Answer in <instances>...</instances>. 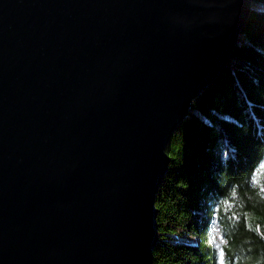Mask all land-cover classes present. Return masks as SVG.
Returning <instances> with one entry per match:
<instances>
[{
	"label": "water",
	"instance_id": "obj_1",
	"mask_svg": "<svg viewBox=\"0 0 264 264\" xmlns=\"http://www.w3.org/2000/svg\"><path fill=\"white\" fill-rule=\"evenodd\" d=\"M252 0H0V264H153L166 146Z\"/></svg>",
	"mask_w": 264,
	"mask_h": 264
},
{
	"label": "trees",
	"instance_id": "obj_2",
	"mask_svg": "<svg viewBox=\"0 0 264 264\" xmlns=\"http://www.w3.org/2000/svg\"><path fill=\"white\" fill-rule=\"evenodd\" d=\"M252 8L166 146L153 264H264V0Z\"/></svg>",
	"mask_w": 264,
	"mask_h": 264
},
{
	"label": "rangeland",
	"instance_id": "obj_3",
	"mask_svg": "<svg viewBox=\"0 0 264 264\" xmlns=\"http://www.w3.org/2000/svg\"><path fill=\"white\" fill-rule=\"evenodd\" d=\"M213 232H215V234H216V237H217V229H215Z\"/></svg>",
	"mask_w": 264,
	"mask_h": 264
}]
</instances>
